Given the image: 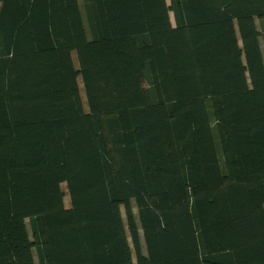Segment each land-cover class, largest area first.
<instances>
[{
  "label": "trees",
  "instance_id": "trees-1",
  "mask_svg": "<svg viewBox=\"0 0 264 264\" xmlns=\"http://www.w3.org/2000/svg\"><path fill=\"white\" fill-rule=\"evenodd\" d=\"M0 264H264V0H0Z\"/></svg>",
  "mask_w": 264,
  "mask_h": 264
},
{
  "label": "rangeland",
  "instance_id": "rangeland-1",
  "mask_svg": "<svg viewBox=\"0 0 264 264\" xmlns=\"http://www.w3.org/2000/svg\"><path fill=\"white\" fill-rule=\"evenodd\" d=\"M167 1L169 2V0H167ZM170 16H171V19L173 20V14L172 13H170ZM80 95H81V97H82V99L84 101V107L86 108L87 105H86V102H85V95H84V91H83L82 87L80 88ZM65 202H66V204H68V198L65 199ZM134 209L136 211V208H134ZM121 210H122V213H123V216H124L123 207L121 208Z\"/></svg>",
  "mask_w": 264,
  "mask_h": 264
}]
</instances>
